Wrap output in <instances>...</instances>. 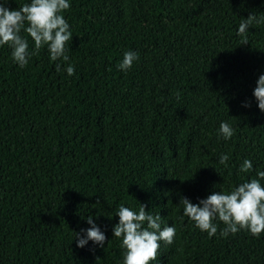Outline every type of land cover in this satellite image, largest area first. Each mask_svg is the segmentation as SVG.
<instances>
[{
	"label": "trees",
	"instance_id": "obj_1",
	"mask_svg": "<svg viewBox=\"0 0 264 264\" xmlns=\"http://www.w3.org/2000/svg\"><path fill=\"white\" fill-rule=\"evenodd\" d=\"M69 3L67 62L52 61L45 46L21 68L0 46V264H123L116 213L140 204L176 230L151 264H264V233L222 236L226 226L214 221L209 237L179 204L264 171V112L253 95L264 75V22L248 29V44L237 34L242 18H264V0ZM128 51L139 59L124 72ZM245 159L251 172L240 171ZM89 215L104 247H77Z\"/></svg>",
	"mask_w": 264,
	"mask_h": 264
},
{
	"label": "clouds",
	"instance_id": "obj_2",
	"mask_svg": "<svg viewBox=\"0 0 264 264\" xmlns=\"http://www.w3.org/2000/svg\"><path fill=\"white\" fill-rule=\"evenodd\" d=\"M8 2L9 0H4L0 3V46L7 45L12 49V59L19 67L27 66L30 58L45 46L52 61L69 60L67 53L73 34L68 21L62 15L70 8L69 0H31L18 9L6 7ZM261 22H264V18L257 19L254 13L241 19L237 34L243 38L242 44H248V29ZM22 30L34 41L32 51L29 50L28 40L20 35ZM138 59L136 52H125L118 64L119 70L128 71ZM56 69L61 70L60 63L56 64ZM65 70L69 76L75 71L72 65ZM253 95L258 108L264 112V75L258 78ZM219 133L225 140H229L234 135V129L227 122H221ZM229 159V155L221 154L218 162L228 168ZM252 170V162L245 159L240 171L248 173ZM257 176L259 179L253 178L244 182L230 192L214 191L197 204L181 197L179 204L183 207V215L209 237L216 235L218 229L214 221H219L226 226L221 231L222 236L245 230L259 238L264 233V186L261 185L264 171L257 172ZM116 215L119 222L113 226V237L121 240V248L124 249L123 264H151L157 259L161 242L165 245L174 242L175 227L166 226L162 229L161 216L146 211L145 205L140 204L139 212L121 205ZM87 223L91 227L86 230V237L76 234L77 247L83 248L88 241L104 247L106 236L91 215L87 217Z\"/></svg>",
	"mask_w": 264,
	"mask_h": 264
}]
</instances>
